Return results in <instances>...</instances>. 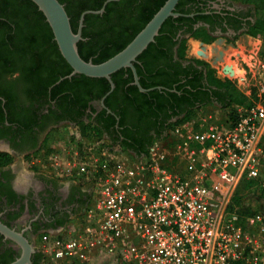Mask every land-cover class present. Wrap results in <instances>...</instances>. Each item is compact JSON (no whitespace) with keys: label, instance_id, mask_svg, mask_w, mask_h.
Returning a JSON list of instances; mask_svg holds the SVG:
<instances>
[{"label":"built area","instance_id":"1","mask_svg":"<svg viewBox=\"0 0 264 264\" xmlns=\"http://www.w3.org/2000/svg\"><path fill=\"white\" fill-rule=\"evenodd\" d=\"M259 58L263 76L241 90L247 104H213L215 114L201 110L168 127L142 155L107 137L91 140L74 132L72 156L63 162H56L55 152L46 157L47 150L42 159L33 156L38 168L93 184L77 222L39 234L35 247L46 263L264 264V214L229 208L243 179L264 192ZM231 109L235 117L227 121Z\"/></svg>","mask_w":264,"mask_h":264},{"label":"flooded vegetation","instance_id":"2","mask_svg":"<svg viewBox=\"0 0 264 264\" xmlns=\"http://www.w3.org/2000/svg\"><path fill=\"white\" fill-rule=\"evenodd\" d=\"M184 8L190 12L180 15L188 18L175 22L177 27L171 39L165 41L158 54L149 53L145 57L141 75L137 73L139 84L135 82L132 69L123 67L125 72L117 78V85L113 81L112 87L106 78L109 89L99 98L91 94L95 92L93 88H89L90 93L65 88L57 94L65 95L64 102L61 99L59 102V96L53 97V89L68 76L36 87L27 84L19 69L0 70V152L12 157L10 162L0 163V218L3 222L22 231L32 241L44 230L64 226L70 217L81 213L86 200L88 203L90 185L81 184L75 177L64 179L41 171L31 163L30 158L39 153L59 128L75 129L80 123H96L102 129L108 126L113 136H128L135 145L145 146L152 136L164 132L165 127L183 115L192 102L207 99L220 105L214 92L216 87L206 80L207 68L195 63L191 59L194 56L178 57L177 44L173 43L192 37L190 27L192 30L204 27L211 37L225 42L250 35L249 29L258 11L252 3L240 0H188ZM199 14L203 17L195 20ZM59 65L60 62L56 66ZM156 76L172 87L142 85L143 81L151 82ZM178 86L181 89L176 90ZM181 109L183 112L179 113ZM104 133L108 135L109 131L104 130ZM19 255L20 248L15 242L0 233V264L4 257L15 259Z\"/></svg>","mask_w":264,"mask_h":264},{"label":"trees","instance_id":"3","mask_svg":"<svg viewBox=\"0 0 264 264\" xmlns=\"http://www.w3.org/2000/svg\"><path fill=\"white\" fill-rule=\"evenodd\" d=\"M65 6V9L70 17L71 26L74 32L77 31L79 25V17L84 10H98L106 0H59ZM247 3H252L257 11L262 14H257V19L249 29V34L262 39V48L260 55L264 57V0H240ZM165 0H111L105 5L102 13L89 12L84 16L82 27V39L78 42V50L80 55L85 59H91L93 62H102L111 57L123 47L141 30L146 22L160 8ZM188 0H179L176 4L175 11L179 13H189L190 10L185 9V4ZM201 14L197 15L195 20L202 18ZM188 17L184 15L176 17H168L162 24L159 33L155 36L144 51H142L134 61L137 73L140 76L144 68L143 62L145 57L152 53L158 54L162 50V45L167 39H171L177 25L175 22L186 20ZM193 20V21H195ZM191 30V36L199 38L202 41L208 42L211 37L204 27H197ZM173 44H177L176 53L180 58H187V38L183 37L176 40ZM153 57V56H151ZM155 58V57H153ZM197 64L207 68L206 80L209 85L216 87L217 102L222 108L228 107L231 103L247 104L249 97L242 91L235 88L233 80L227 78H219L213 69L204 60L191 58ZM62 61V64H61ZM60 62L59 66H56ZM15 71L19 69L22 72L23 78L27 80V84L36 87L45 86L47 83H52L56 79L68 75L72 71L70 64L62 56L57 42L54 39V34L46 20L43 12L38 8L32 0H0V70ZM124 68H121L111 77L117 85V78L124 74ZM131 74V69L128 68ZM45 79V80H44ZM44 80V81H43ZM161 84L167 88H171L170 83H166L162 78L156 76L151 82H142V85L153 86ZM109 82L105 77H91L85 74L76 73L71 78L65 77L53 89V97L58 98L59 102H64V94L57 95L65 88L71 91L81 90L88 92L89 88L95 91L93 97L99 98L109 89ZM181 89L180 86L176 90ZM96 91L98 93H96ZM90 93V91H89ZM105 103L108 105L107 99ZM212 104V101L204 99L200 102L194 101L187 111L181 115L176 121L169 124L168 127L179 122L190 120L198 117L201 110ZM183 112L181 111L179 113ZM103 115V113L101 114ZM234 111L231 109L226 113L227 121L234 120ZM73 119V118H71ZM104 127V126H103ZM81 133L88 139L107 137L112 143H117L125 150L130 151L134 155H142L147 152V149L154 138L163 134V130L158 132L156 136H152L145 146H137L125 136L120 138L119 134L113 136L108 126L105 129L96 123H80ZM104 130L109 131L106 135ZM48 151V150H47ZM12 159L7 153L0 152V163H8ZM253 180L243 179L237 187L234 195L231 197L229 208L238 210L241 214L246 215L254 212V210L243 209V202L248 199L250 193L264 195L263 191L252 189ZM87 201V200H86ZM86 201L83 203L85 205ZM241 206V207H240ZM15 214L14 216H16ZM33 255V264H48L44 259L42 250ZM14 260L12 256L3 258L1 264H7ZM232 264H244L235 262Z\"/></svg>","mask_w":264,"mask_h":264},{"label":"water","instance_id":"4","mask_svg":"<svg viewBox=\"0 0 264 264\" xmlns=\"http://www.w3.org/2000/svg\"><path fill=\"white\" fill-rule=\"evenodd\" d=\"M32 1L36 3L45 15L62 56L72 67V71L66 76L69 77L73 74L80 73L91 77H105L109 80L112 87L114 86L111 78L112 73L123 67H130L132 69L135 82L139 84L134 61L154 41L163 22L170 16L176 17L180 15L179 12L175 11L176 4L179 0H165L125 47L106 60L96 63L91 59L85 60L80 55L77 44L82 39V27L85 14L89 12H103L106 3L111 0H106L98 10L83 11L79 17V25L76 32L72 29L70 17L62 2L59 0ZM0 233L14 241L20 248V255L7 264H32L31 256L35 252L36 247L22 231L13 228L0 218Z\"/></svg>","mask_w":264,"mask_h":264},{"label":"rangeland","instance_id":"5","mask_svg":"<svg viewBox=\"0 0 264 264\" xmlns=\"http://www.w3.org/2000/svg\"><path fill=\"white\" fill-rule=\"evenodd\" d=\"M258 13L262 14L260 11ZM194 42L201 43L199 49L202 51H193ZM262 43V39L252 35H242L235 40H228L226 42L222 38H213L210 41L205 42L199 38L188 37L187 53L188 55L194 56L195 58L206 61L219 78L229 79L228 77L230 76L231 80H233L235 83V88L239 91H243L246 87H248L247 84L250 86L263 76V65L261 63L262 60L259 58ZM215 45H219L221 47L220 52ZM248 89L250 88L248 87ZM251 92L252 95L255 93L254 91ZM202 110L207 112L213 111L215 114L214 110L217 109L214 105L210 104L205 106ZM74 132L81 133L79 128L73 129L67 126L59 128L58 131H55L54 135L49 139V141L42 146V149L38 151L41 153L36 156L42 159V153L45 152V150H48L47 154L45 152L46 157L52 152H55L54 157L56 162L59 163L63 162L66 158L71 157L75 146L74 143L71 145L69 137L71 138V136L74 135ZM94 139L96 138H92L91 140ZM18 161L20 162L21 167L24 168L22 159H19ZM39 167V170L45 171L43 169L44 166L40 165ZM63 178L67 179L68 177ZM86 182L87 180L85 179L81 181V183ZM242 208L251 211H260L264 214V195L250 193L248 199L243 202ZM73 221L77 222L78 219ZM36 241H38V238L37 240L32 239L34 244Z\"/></svg>","mask_w":264,"mask_h":264},{"label":"crops","instance_id":"6","mask_svg":"<svg viewBox=\"0 0 264 264\" xmlns=\"http://www.w3.org/2000/svg\"><path fill=\"white\" fill-rule=\"evenodd\" d=\"M211 105H213V104H211ZM216 106V105H215ZM216 107H218V108H220L219 106H216ZM222 108V107H221ZM81 181H83V179H80V182ZM81 184H83V185H90V189H91V195H90V199H89V201H88V203L90 202V200H91V198H92V193H93V184L91 183V181H87L86 183H81ZM88 203H86L84 206H83V208H82V210H81V213H79L78 215H75V216H73V217H70L69 218V220L65 223V225L64 226H57V227H55L56 228V230L57 229H61V228H66L67 226L69 227L70 225H73L75 222L73 221V220H79V217L83 214V211H84V209L86 208V206L88 205ZM73 221V222H72ZM49 230V229H48ZM37 246H38V244H37ZM38 249V248H37ZM99 260H100V258H99ZM101 264H104L103 262L101 263ZM106 264H125V263H123V262H121V261H110L109 263H106Z\"/></svg>","mask_w":264,"mask_h":264},{"label":"bare ground","instance_id":"7","mask_svg":"<svg viewBox=\"0 0 264 264\" xmlns=\"http://www.w3.org/2000/svg\"><path fill=\"white\" fill-rule=\"evenodd\" d=\"M253 41V40H252ZM252 43H254V42H252ZM200 42H194L193 43V51L194 52H197V51H199V50H201V49H199V46H200ZM254 45V44H253ZM217 48H218V51L220 52L221 51V47L219 46V45H215ZM204 49V48H203ZM202 51V50H201Z\"/></svg>","mask_w":264,"mask_h":264}]
</instances>
